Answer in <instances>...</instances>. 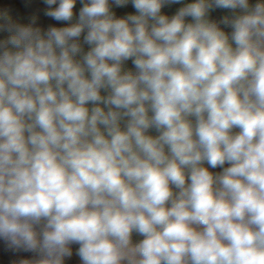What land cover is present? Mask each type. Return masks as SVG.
Returning a JSON list of instances; mask_svg holds the SVG:
<instances>
[{"label":"clouds","instance_id":"9594fccd","mask_svg":"<svg viewBox=\"0 0 264 264\" xmlns=\"http://www.w3.org/2000/svg\"><path fill=\"white\" fill-rule=\"evenodd\" d=\"M42 2L0 9L18 264H264V0Z\"/></svg>","mask_w":264,"mask_h":264},{"label":"rangeland","instance_id":"374dc122","mask_svg":"<svg viewBox=\"0 0 264 264\" xmlns=\"http://www.w3.org/2000/svg\"><path fill=\"white\" fill-rule=\"evenodd\" d=\"M44 7L42 0H31L30 3L28 0H0V9L7 8L10 11V14H12L19 22L27 23L32 15H37L39 17V23L42 26L54 24V21L43 16ZM77 7H79V5ZM117 11L119 14H123L124 12L132 11V9L129 6L126 9H118ZM165 11L169 10L166 9ZM172 11H174V9H172ZM169 14H171L170 11ZM222 14V12L217 11L213 13V16L219 17ZM128 67H131L130 62L128 63ZM134 239H139V237H134ZM75 248L76 246H73V256L66 260V264H80L79 258L75 255ZM22 256L28 259L32 257V255L26 253ZM22 256L19 255L18 258L20 259Z\"/></svg>","mask_w":264,"mask_h":264},{"label":"trees","instance_id":"16d2710c","mask_svg":"<svg viewBox=\"0 0 264 264\" xmlns=\"http://www.w3.org/2000/svg\"><path fill=\"white\" fill-rule=\"evenodd\" d=\"M175 7L178 6H173V9H175ZM25 253L32 255V253H28V252L13 253L12 251L6 249L3 242H0V264H18L19 260L28 259L22 256ZM19 255L22 256L20 259L18 258Z\"/></svg>","mask_w":264,"mask_h":264}]
</instances>
